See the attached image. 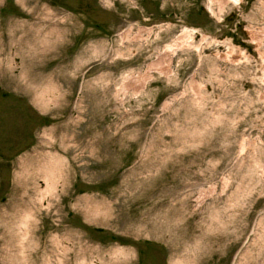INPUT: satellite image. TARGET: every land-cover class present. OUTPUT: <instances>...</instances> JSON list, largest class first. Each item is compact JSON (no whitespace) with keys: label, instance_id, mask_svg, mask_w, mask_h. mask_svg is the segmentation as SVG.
<instances>
[{"label":"rangeland","instance_id":"374dc122","mask_svg":"<svg viewBox=\"0 0 264 264\" xmlns=\"http://www.w3.org/2000/svg\"><path fill=\"white\" fill-rule=\"evenodd\" d=\"M52 1L0 0V264H264V0Z\"/></svg>","mask_w":264,"mask_h":264},{"label":"bare ground","instance_id":"6f19581e","mask_svg":"<svg viewBox=\"0 0 264 264\" xmlns=\"http://www.w3.org/2000/svg\"><path fill=\"white\" fill-rule=\"evenodd\" d=\"M223 1V0H222ZM231 0H225L224 2V4H227L228 2H230ZM129 32V31H128ZM128 32H126V33H124L123 35H125L126 36V34H129ZM139 32V34H138V36L140 37L141 36V33L143 32L142 30H139L138 31ZM122 35V36H123ZM128 36V35H127ZM124 37V36H123ZM170 56H171V54L170 53H164V54H162V56L161 57H163V59H161V58H159L158 60H157V62H156V64L158 63V62H160L159 64H161V63H166V65L168 66V64L170 63ZM172 58V57H171ZM49 187V186H48ZM24 233V232H23ZM22 233V234H23ZM27 237V236H26ZM25 237V238H26ZM24 240V239H23ZM27 240V239H26ZM23 245H25L24 243H23ZM26 249V248H25ZM23 251H25V250H23Z\"/></svg>","mask_w":264,"mask_h":264},{"label":"flooded vegetation","instance_id":"af4514ba","mask_svg":"<svg viewBox=\"0 0 264 264\" xmlns=\"http://www.w3.org/2000/svg\"><path fill=\"white\" fill-rule=\"evenodd\" d=\"M51 2L56 3V1H52V0H51ZM66 264H70V263L67 262Z\"/></svg>","mask_w":264,"mask_h":264}]
</instances>
